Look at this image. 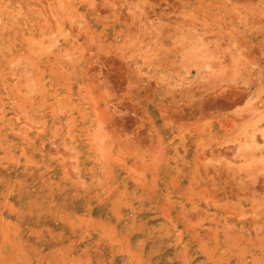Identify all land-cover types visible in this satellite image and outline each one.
<instances>
[{"label":"rangeland","instance_id":"1","mask_svg":"<svg viewBox=\"0 0 264 264\" xmlns=\"http://www.w3.org/2000/svg\"><path fill=\"white\" fill-rule=\"evenodd\" d=\"M260 82L264 0H0V264H264Z\"/></svg>","mask_w":264,"mask_h":264},{"label":"bare ground","instance_id":"2","mask_svg":"<svg viewBox=\"0 0 264 264\" xmlns=\"http://www.w3.org/2000/svg\"><path fill=\"white\" fill-rule=\"evenodd\" d=\"M158 4V3H157ZM171 6V5H170ZM133 8V7H132ZM148 11V10H147ZM139 12V11H138ZM21 16V15H20ZM44 37V36H43ZM26 58V57H25ZM253 70V69H252ZM257 70V69H256ZM254 71V70H253ZM259 71V70H258ZM260 72V71H259ZM263 72V71H262ZM261 73V72H260ZM250 81V80H249ZM251 83V82H250ZM250 83H248V84H250ZM261 83V82H260ZM260 83H256V85H259ZM254 84V83H253ZM261 85H263L262 83H261ZM246 87H248V85L246 84L245 85ZM252 86V85H251ZM264 86V85H263ZM255 87V86H254ZM241 88V87H240ZM255 89H260V87H258L257 86V88H255ZM248 90V89H247ZM246 90V91H247ZM262 91H263V89H262ZM240 94H242V93H240ZM237 95V94H236ZM235 97V96H234ZM233 97V98H234ZM241 97V96H240ZM264 97V96H263ZM262 98V97H261ZM262 100V99H261ZM237 101V99L235 100V102ZM227 104V103H226ZM238 104V103H237ZM246 105V104H245ZM257 108V107H256ZM257 109H260V108H257ZM244 110V109H243ZM249 110V109H248ZM250 111V110H249ZM254 111H252V113H253ZM251 113V114H252ZM257 114V113H256ZM255 115V114H254ZM259 115V114H258ZM234 116V115H233ZM256 116V115H255ZM261 116V115H260ZM254 117V116H253ZM252 117V118H253ZM257 117V116H256ZM255 117V118H256ZM262 117V116H261ZM234 118V117H233ZM254 119V118H253ZM238 120V119H237ZM246 123V122H245ZM227 124V123H226ZM221 125V124H220ZM263 133V132H262ZM250 137V136H249ZM243 153V152H242ZM72 158V157H71ZM263 162V161H262ZM253 186V185H252ZM255 187V186H254ZM253 189V188H252ZM264 189V188H263ZM254 191V190H253ZM260 191V190H259ZM255 193V192H254ZM244 194V193H243ZM251 195V194H250ZM241 197H243V196H241ZM252 197V196H251ZM256 196H254V198H255ZM262 197V196H261ZM253 198V197H252ZM254 198H253V200H254ZM262 200V202H263V198L261 199ZM256 202H257V200H255ZM243 202H240V204H242ZM253 204V203H252ZM254 204H255V202H254ZM261 204V203H260ZM243 205V204H242ZM254 206V205H253ZM256 206V205H255ZM262 206V205H261ZM264 206V205H263ZM262 206V207H263ZM247 208V207H246ZM247 209H249V208H247ZM253 209V208H252ZM261 209V208H260ZM259 210V209H258ZM262 210H263V208H262ZM255 211H257V210H255ZM264 211V210H263ZM249 212V211H248ZM258 212V211H257ZM245 213V212H244ZM262 213V212H261ZM261 213H259V215L261 216ZM227 214V213H226ZM253 214V213H252ZM263 214V213H262ZM257 215V214H256ZM224 216V215H223ZM236 217V216H235ZM258 217V216H257ZM227 218H229V217H227ZM236 219V218H235ZM250 220V219H249ZM260 220V219H259ZM225 221V220H224ZM226 222H228V221H226ZM233 222V221H232ZM235 222V221H234ZM241 224V223H240ZM236 225V224H235ZM233 226V225H232Z\"/></svg>","mask_w":264,"mask_h":264}]
</instances>
